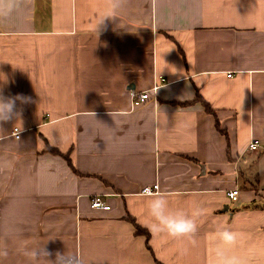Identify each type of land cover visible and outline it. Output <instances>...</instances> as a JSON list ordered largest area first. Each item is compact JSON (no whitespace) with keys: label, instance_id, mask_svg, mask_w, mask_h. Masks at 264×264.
<instances>
[{"label":"crops","instance_id":"obj_1","mask_svg":"<svg viewBox=\"0 0 264 264\" xmlns=\"http://www.w3.org/2000/svg\"><path fill=\"white\" fill-rule=\"evenodd\" d=\"M103 7L32 0L0 22L3 94L31 98L21 137L0 142V234L16 232L0 264H28L21 242L83 264H209L214 220L240 233L235 255L264 264V0H127L97 35ZM155 184L172 208L205 209L192 239L144 226Z\"/></svg>","mask_w":264,"mask_h":264},{"label":"clouds","instance_id":"obj_2","mask_svg":"<svg viewBox=\"0 0 264 264\" xmlns=\"http://www.w3.org/2000/svg\"><path fill=\"white\" fill-rule=\"evenodd\" d=\"M32 0H0V22L7 21L23 11ZM127 0H104V7L96 15V32L106 20L119 18V11L125 6ZM8 83V77L0 72V142L11 139L16 132L17 126H22V107L31 102V98L21 94L15 96H5L3 88ZM109 115L114 119L113 113ZM15 121L13 132L9 135L5 132L4 124ZM115 121V120H114ZM11 162L0 159V172L10 170ZM146 198L145 214L147 222L145 227L154 236L166 237L173 240L192 239L197 233L201 217L206 215L205 209L193 205L190 210L182 207L172 208L164 193H153L150 189H145ZM214 227L206 234V239L212 247V259L209 264H246L233 250L238 246L240 233L232 230L223 222H212ZM16 232L13 229H5L0 234V258L7 257L9 254L7 241L13 239ZM51 240V239H50ZM195 241H193L194 243ZM47 243V242H46ZM31 246L21 242L16 251L19 255L26 258L28 264H83L79 255L67 252L66 250L56 251L54 254L49 252L45 245ZM54 255V259L50 258Z\"/></svg>","mask_w":264,"mask_h":264},{"label":"built area","instance_id":"obj_3","mask_svg":"<svg viewBox=\"0 0 264 264\" xmlns=\"http://www.w3.org/2000/svg\"><path fill=\"white\" fill-rule=\"evenodd\" d=\"M167 79L163 76H159L157 78V84L153 86V88L150 91H144V92H137L135 90H129V94L133 100L136 101V103L143 102L147 99H149V95L151 91H155L157 87L161 84L166 82ZM16 132L18 133V137H21V131L19 128L16 129ZM13 135L16 137V133H13ZM17 138V137H16ZM17 138V139H19ZM260 145V142L258 140H253L248 146L247 151H256L258 150ZM145 189H150L153 193L158 192V185L155 184L153 186H146L142 189V193L144 194ZM228 196L232 201H237L239 196V189L235 188L228 192ZM91 206L96 209H102V210H110L111 205L104 201V199L101 196H95L92 200Z\"/></svg>","mask_w":264,"mask_h":264},{"label":"trees","instance_id":"obj_4","mask_svg":"<svg viewBox=\"0 0 264 264\" xmlns=\"http://www.w3.org/2000/svg\"><path fill=\"white\" fill-rule=\"evenodd\" d=\"M204 104H205V102H204ZM205 107H206V110H207V111L212 112L207 104H205ZM218 126H219V125H218ZM53 152H55V153H59V152H57L56 150L53 151ZM129 219H131V218L129 217ZM135 226H136V229H137V233H138V234H143V235H145V236L148 238V240H149V237H150V236H149V232H148L147 230L143 229L142 227H140V226L137 225V224H135Z\"/></svg>","mask_w":264,"mask_h":264},{"label":"water","instance_id":"obj_5","mask_svg":"<svg viewBox=\"0 0 264 264\" xmlns=\"http://www.w3.org/2000/svg\"><path fill=\"white\" fill-rule=\"evenodd\" d=\"M228 209V207L226 206V210Z\"/></svg>","mask_w":264,"mask_h":264}]
</instances>
